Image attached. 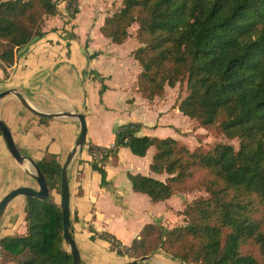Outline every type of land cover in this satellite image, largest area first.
Segmentation results:
<instances>
[{
  "label": "trees",
  "instance_id": "1",
  "mask_svg": "<svg viewBox=\"0 0 264 264\" xmlns=\"http://www.w3.org/2000/svg\"><path fill=\"white\" fill-rule=\"evenodd\" d=\"M66 1L69 10L73 0ZM123 5L100 31L120 44L126 27L138 24L143 47L134 58L142 67L137 77L141 97L150 101L163 95L166 85L185 84L179 112L198 128L238 140V149L222 143L210 150L200 145L189 149L169 137H138L137 124L120 126L109 153L126 147L144 157L153 147L150 169L166 175L164 181L129 175L133 191L160 202L189 193L188 183L196 188L201 179L208 197L185 206L186 226L162 232L148 224L130 247L109 234L99 237L118 256L135 260L161 250L182 264H264V0H123ZM55 14L52 0H0L4 77L26 47L44 35L38 26L42 16ZM101 149L90 145L87 151ZM35 164L49 191H59L62 167L56 158ZM91 164L103 177L101 166ZM24 215L26 233L0 240L1 264H73L60 207L51 196L25 197Z\"/></svg>",
  "mask_w": 264,
  "mask_h": 264
},
{
  "label": "crops",
  "instance_id": "2",
  "mask_svg": "<svg viewBox=\"0 0 264 264\" xmlns=\"http://www.w3.org/2000/svg\"><path fill=\"white\" fill-rule=\"evenodd\" d=\"M97 3L87 0L81 6L73 27L47 20L44 35L30 43L4 78L0 68V93L15 90L33 108L46 113H82L86 121L88 145L114 146L120 126L137 124L136 136L171 138L189 149L199 145L201 129L177 108V93L165 88L162 97L146 100L137 91L140 67L128 42L111 43L100 32V21L91 25ZM56 27L51 30L49 27ZM59 25V26H58ZM60 28V29H59ZM104 88L100 93L101 88ZM0 120L11 132L21 155L34 163L54 156L62 167L79 134L76 120L43 119L28 112L13 95L0 100ZM154 148L137 157L119 147L102 163L103 177L91 164L86 145L67 169L71 236L80 264H127L135 259L118 256L110 244L99 237L109 234L130 247L142 228L159 226L162 232L181 226V212L189 202L187 195L152 202L133 191L129 175L164 181L166 175L151 171ZM18 187L38 189L31 176L17 166L0 138V200ZM54 203L59 192L49 191ZM25 197L11 200L0 215V240L26 233ZM139 264H182L161 250Z\"/></svg>",
  "mask_w": 264,
  "mask_h": 264
},
{
  "label": "water",
  "instance_id": "3",
  "mask_svg": "<svg viewBox=\"0 0 264 264\" xmlns=\"http://www.w3.org/2000/svg\"><path fill=\"white\" fill-rule=\"evenodd\" d=\"M8 95H13L18 100V102L31 114L43 119H54V118H67L76 120L79 124V134L76 139L73 150L67 154L66 160L62 166L60 173V186H59V196L60 202L59 207L62 216V225H63V240L64 244L67 248V251L72 257L73 264H80L79 253L74 243V240L71 236V222H70V207H69V187H68V176L67 169L75 156L81 152L82 148L85 145L86 140V121L85 117L82 113L76 112H57V113H46L37 110L30 106L24 98L17 93L15 90H6L0 93V100ZM0 132L3 142L6 146V149L12 159L20 166H23L25 163H28L30 168L33 170V179L36 182L38 189L35 190L30 187H18L10 192H8L1 200H0V215L4 211L6 205L16 197H33L38 200H45L49 196V189L46 183L45 178L42 176L40 171L38 170L36 164L23 157L11 136V132L8 129L7 125L0 120ZM144 259H141L142 261ZM127 264H139V261L133 260Z\"/></svg>",
  "mask_w": 264,
  "mask_h": 264
},
{
  "label": "rangeland",
  "instance_id": "4",
  "mask_svg": "<svg viewBox=\"0 0 264 264\" xmlns=\"http://www.w3.org/2000/svg\"><path fill=\"white\" fill-rule=\"evenodd\" d=\"M23 1H26V0H23ZM52 1L56 4V14L54 16H42V19H41L40 23L38 24L39 29L42 32L44 31V29H46V26H48V23H46V22L49 19L54 20L56 22V24H59L58 22H60V23L62 22L63 27L67 25L68 28H70V27L72 28L74 26L73 22H75V19L77 18V14L80 12L81 6L87 0H73L71 8L69 10L67 9L68 4H69L68 1H66V0H52ZM94 1H95V3H97V6L95 7L97 9L96 10L97 13L93 17L91 25H94L96 22L100 21V25H101L100 29L103 26L106 19L118 14L124 7L123 0H94ZM75 9L77 10V13H74ZM49 28H51V30H54V31L57 30V28L54 27V25H53V27H49ZM113 28H115V27H113ZM137 29H138V24L136 22H133L131 25L126 27V29H125L126 38L122 41V43H124V42L130 43V45L134 47V50L132 52L133 58H134L135 52L139 48L143 47V45L139 42V39L137 36ZM122 43H120V44H122ZM134 60H135V58H134ZM136 62L138 64V66L140 67V72L137 75V77H138L142 71V67L140 66L138 61H136ZM7 69H8V67H7ZM7 77H4V78H7ZM136 85H137V81H136ZM165 88L174 89L176 91V93H177L176 101L177 102L180 101L181 99H183L185 97V95L187 94L185 91V84L182 86L177 84L173 88L168 87L166 85L164 87V92H165ZM162 96L163 95H161L160 97H162ZM160 97H157V98H160ZM154 99H156V98H154ZM195 125H196V123H195ZM196 129H201V128L196 127ZM201 131H202V134H201L202 138L199 139L198 136H196V140H197L198 144L200 145V147H202L206 150L212 149L218 143L229 144V145L233 146V148L235 150L238 149V140H236V139L229 140L226 137H224L221 133L217 132L215 129H208V130L201 129ZM0 138L2 139V137H0ZM199 145H196V146H199ZM17 166H19L23 170H26L27 174H29L31 176L32 180L34 181L33 170L30 168L28 163H25L23 166H20L17 164ZM200 184H201V179H200V181H196V188L195 187H193V188L189 187V186L193 185V182L188 183L187 190H191V191H189V193L184 194V195H187L186 198H188V200H189V202L186 203V206L190 205V203L193 200L198 199L199 197H206V198L208 197L204 188ZM187 190L185 192H187ZM176 194H179V193H176ZM51 199H52V197H51ZM57 204L59 205V200H58ZM183 210H185V208ZM261 215L263 216L262 220H263V229H264V212H262ZM183 221H184V223L178 227L186 226L184 218H183ZM174 228H176V227H174ZM244 250H246V249H244ZM250 251L252 253H256L255 248H250ZM0 264H1V256H0Z\"/></svg>",
  "mask_w": 264,
  "mask_h": 264
},
{
  "label": "built area",
  "instance_id": "5",
  "mask_svg": "<svg viewBox=\"0 0 264 264\" xmlns=\"http://www.w3.org/2000/svg\"><path fill=\"white\" fill-rule=\"evenodd\" d=\"M14 64V63H13ZM12 65L8 66V69H11L13 67ZM90 145H86V147L88 148ZM114 146H112L111 148H102L99 151H92L89 155L91 157V161H94L98 166H102L103 163V158L104 157H108L110 155L109 151L113 150Z\"/></svg>",
  "mask_w": 264,
  "mask_h": 264
}]
</instances>
